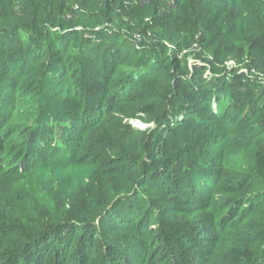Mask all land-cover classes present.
<instances>
[{"label":"trees","instance_id":"1","mask_svg":"<svg viewBox=\"0 0 264 264\" xmlns=\"http://www.w3.org/2000/svg\"><path fill=\"white\" fill-rule=\"evenodd\" d=\"M74 1L185 25L212 76L63 0H0V264H264V0Z\"/></svg>","mask_w":264,"mask_h":264},{"label":"rangeland","instance_id":"2","mask_svg":"<svg viewBox=\"0 0 264 264\" xmlns=\"http://www.w3.org/2000/svg\"><path fill=\"white\" fill-rule=\"evenodd\" d=\"M28 1V0H21V2ZM44 2H48L50 7V16L54 15L57 10L58 2L55 1L59 0H43ZM62 1V0H61ZM65 2V14L68 19H75L79 14H92V17H94V21L99 25V28H102L103 26H107L109 28H113L115 32H122L126 37L130 39V42L137 47L141 40L143 38H148L150 42L155 43L159 36L163 38H169L168 40L164 41V46L167 47V49L170 51L171 54L176 53L177 58L187 63V68L189 71H198L200 74L203 75V78H210L212 75L210 74V70L208 69L210 63L212 62L211 58L207 55L206 51H203L201 48V44L203 42L204 38H197L189 35L190 28L184 29L186 27H180L178 30L169 29L168 27H157L156 31L158 32V35H153L151 32H148L145 36H142L139 32V30L133 26L131 23H117L113 25H109L106 23L105 18H103L102 13L100 9L95 10H83L81 11L79 9V5L75 3L74 0H63ZM177 2L179 4L178 0H138L136 3H132V5L137 6H143V10H147L153 3L160 4V10L158 13V20L163 21V16H171V18L175 17L177 14H179L182 10V8H185L188 6L187 3H183L182 7L177 9ZM11 8L14 6H10ZM39 9V8H38ZM129 12V15L133 13L131 10L127 11ZM131 17H134L131 15ZM144 21H148V19H145ZM160 21H157L158 23ZM157 39V40H156ZM159 41V40H158ZM162 44V45H163ZM248 60L243 59V61L240 60H229L227 63H225L226 67L229 71H235L240 70V73H247V70L244 68V66L247 64ZM207 68V69H206ZM132 125L135 129L139 131H148L149 129L154 128V125H145L139 121L132 122ZM160 132H163L164 135H166V131L164 132L163 126L161 129H159ZM214 133L218 132V129L216 127L212 130ZM221 136V135H220ZM215 147H208L207 152L211 153L213 150H215ZM174 155V153H173Z\"/></svg>","mask_w":264,"mask_h":264},{"label":"built area","instance_id":"3","mask_svg":"<svg viewBox=\"0 0 264 264\" xmlns=\"http://www.w3.org/2000/svg\"><path fill=\"white\" fill-rule=\"evenodd\" d=\"M138 0H130V2L132 3H136Z\"/></svg>","mask_w":264,"mask_h":264}]
</instances>
